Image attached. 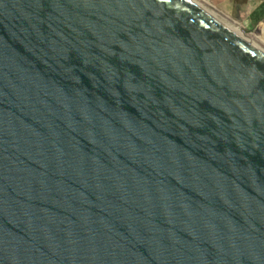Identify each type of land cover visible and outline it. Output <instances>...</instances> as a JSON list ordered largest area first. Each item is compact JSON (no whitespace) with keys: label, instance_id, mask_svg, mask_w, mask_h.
Listing matches in <instances>:
<instances>
[{"label":"water","instance_id":"95a60500","mask_svg":"<svg viewBox=\"0 0 264 264\" xmlns=\"http://www.w3.org/2000/svg\"><path fill=\"white\" fill-rule=\"evenodd\" d=\"M0 264H264V51L193 0H0Z\"/></svg>","mask_w":264,"mask_h":264},{"label":"crops","instance_id":"0c3cea01","mask_svg":"<svg viewBox=\"0 0 264 264\" xmlns=\"http://www.w3.org/2000/svg\"><path fill=\"white\" fill-rule=\"evenodd\" d=\"M209 1L218 7L221 12L226 13L228 17L233 16L238 19L237 23L240 27H250L251 29H254L259 25H264V0ZM205 2L208 3L207 1ZM262 32H264V29Z\"/></svg>","mask_w":264,"mask_h":264},{"label":"rangeland","instance_id":"374dc122","mask_svg":"<svg viewBox=\"0 0 264 264\" xmlns=\"http://www.w3.org/2000/svg\"><path fill=\"white\" fill-rule=\"evenodd\" d=\"M197 3H202L203 5H209L207 8L210 11H213L214 15L219 18L221 21L227 23V24H231L230 26H234L235 29H237L239 32H242L243 35L248 38L252 43H254L255 45H257L259 48H261L262 50H264V25H259L257 27H255L254 29H251L250 27H240V25H238V19H236L233 16L228 17L226 13L221 12V10L216 7L211 1L209 0H205L208 2V4H206V2L204 0H194ZM210 3V4H209ZM213 5V6H212ZM221 17V18H220ZM229 19V20H228ZM230 22V23H229Z\"/></svg>","mask_w":264,"mask_h":264},{"label":"bare ground","instance_id":"6f19581e","mask_svg":"<svg viewBox=\"0 0 264 264\" xmlns=\"http://www.w3.org/2000/svg\"><path fill=\"white\" fill-rule=\"evenodd\" d=\"M194 1V0H193ZM194 2H196V1H194ZM197 3V2H196ZM206 4H208V3H206ZM198 5L199 6H201L204 10H206L207 12H209L211 15H213L214 17H216L215 15H214V13H213V11H210L207 7L209 6H207V5H203L202 3H198ZM207 6V7H206ZM217 18V17H216ZM221 18V17H220ZM219 19V18H218ZM220 20V19H219ZM229 20V19H228ZM221 21V20H220ZM223 22V21H222ZM224 24H226L227 26H229L232 30H234V33L235 34H237L238 36H240V37H242V38H244L245 40H247V41H249L250 43H252L248 38H246L244 35H243V33L242 32H239L237 29H235L234 28V26H230L229 24H227V23H225V22H223ZM230 23V22H229ZM252 44H254V43H252ZM255 45V44H254ZM255 46H257V45H255ZM258 47V46H257ZM259 48V47H258ZM259 49H261V48H259ZM262 50V49H261ZM262 51H264V50H262Z\"/></svg>","mask_w":264,"mask_h":264}]
</instances>
